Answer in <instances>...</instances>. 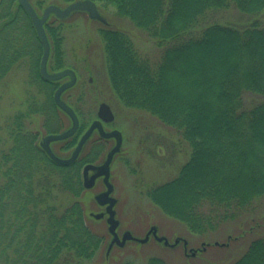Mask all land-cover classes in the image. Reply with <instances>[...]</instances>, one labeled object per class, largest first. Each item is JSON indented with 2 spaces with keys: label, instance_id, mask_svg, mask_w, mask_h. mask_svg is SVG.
<instances>
[{
  "label": "trees",
  "instance_id": "1",
  "mask_svg": "<svg viewBox=\"0 0 264 264\" xmlns=\"http://www.w3.org/2000/svg\"><path fill=\"white\" fill-rule=\"evenodd\" d=\"M29 2L39 16L51 5L64 10L72 4H95L100 13L107 8L155 42L157 55L150 56L123 28L101 22L103 27L96 28L109 95L123 108L153 116L188 144V157L177 174L146 189L154 205L194 233L215 230L256 208L264 198V0ZM230 10L237 16L223 19L222 12ZM66 18L50 12L43 22L50 73L65 68L77 73L66 58ZM42 50L18 0H0V88L9 72L26 68L28 85L43 95L38 100L28 91L24 108L0 126V264H93L104 238L87 224L79 198L97 177L87 185L83 167L98 161L106 143L113 141L111 148L117 139L106 140L94 128L68 165L53 162L38 148L36 129L30 127L33 117L40 119L45 133L72 124L53 98L67 75L43 79ZM78 77L60 93L79 120L60 148L65 153L94 119L92 109L82 111L79 98H64ZM65 118L71 122L68 127ZM122 150L121 135L113 157ZM232 237L240 234L227 240ZM145 264L166 263L151 257ZM230 264H264V229Z\"/></svg>",
  "mask_w": 264,
  "mask_h": 264
},
{
  "label": "rangeland",
  "instance_id": "2",
  "mask_svg": "<svg viewBox=\"0 0 264 264\" xmlns=\"http://www.w3.org/2000/svg\"><path fill=\"white\" fill-rule=\"evenodd\" d=\"M236 13L235 10L224 11L221 16L229 19L236 17ZM262 13L260 16L264 19ZM99 22L123 28L143 53L155 56L158 52L155 42L145 33L123 17L114 16L107 8L100 13L95 4H82L73 8L64 19L67 62L79 75L77 86L71 88L64 98L71 102L79 98L82 111L92 109L94 118L99 103L107 102L115 115L109 127L120 129L123 138V150L110 163L108 182L112 187V198L101 195L99 199L103 203L97 201L98 194L106 189L103 177L100 176L79 197L86 210L87 224L104 238L93 264H122L126 261L145 264L151 257L160 258L166 264L232 263L263 232L264 198L257 202L254 210L242 213L238 218L204 233L192 232L183 222L163 213L149 200L145 194L146 189L177 174L188 157V144L153 116L123 108L109 95L108 85L104 82V54L100 37L96 33V28L104 24ZM28 79V70L20 68L9 72L1 81L3 85L0 94L3 90V95L0 98V126L13 113L24 108L28 91L33 94L36 92L34 87L28 85ZM35 96L42 100L43 95L35 93ZM37 118L30 120V127L45 134ZM65 123V127H68L71 122L65 118ZM112 143H106L105 153L93 163L96 167H83L87 185H91L92 174L99 170ZM60 145V142L53 145L59 156L64 157L70 153L60 150ZM99 213L101 216L97 218ZM108 223L113 226V232ZM238 234L240 237L227 240ZM203 244L207 246L203 248Z\"/></svg>",
  "mask_w": 264,
  "mask_h": 264
},
{
  "label": "water",
  "instance_id": "3",
  "mask_svg": "<svg viewBox=\"0 0 264 264\" xmlns=\"http://www.w3.org/2000/svg\"><path fill=\"white\" fill-rule=\"evenodd\" d=\"M18 2L25 9V11L28 13V15L30 16V18H31V20H32V22L36 28L37 35H38V37L42 43L43 50H42V55H41V60H40L41 77L45 80H56V79L62 78L66 74H68V76H69V79L67 81L61 83L54 90L53 98H54L55 103L70 115V117L72 119V125L68 129H66L62 132L49 133L43 138L42 145L46 149L48 155L51 157V159L55 163H57L59 165L71 164L75 160L77 154L81 150L83 143L89 137V135L91 134V132L93 131L94 128H97L99 135L102 137L109 138L111 136L112 137L114 136L117 139L116 144L114 146H112L110 148V150L107 152L106 158L99 168L100 171L96 170L95 173H93V175H92V180L96 176H99L101 174L103 175V180L105 182L106 189L104 192L98 194V196H97L98 202L100 201L103 203V201H101L99 199V197L101 195H105L110 199L112 198L110 196V193L112 191V187H111V184L108 182V175H109V170H110L109 164L112 160L113 154L119 149V147L121 145V133L119 130L115 129V130H112L110 132H104V130L101 126V122H111L114 119V113L112 112L109 104L106 103L105 101H102L99 103L97 113H96L97 119L93 120L92 123L90 124V126L86 129L85 133L83 134V136L81 137V139L79 140V142L77 143L75 148L73 149L69 158L61 159V158L56 157L52 153L49 146L47 145V141L51 138L64 139V138L72 135L76 131L79 122H78V118H77L75 112L73 111V109L65 101H63L60 97V93L62 92L63 89L70 87L74 84V82L76 80L74 70L71 68H65V69H62L60 71L53 72V73H49L46 71V60H47V57L49 54V43H48V40H47L46 35H45L43 22L46 20L48 14L50 12H54L58 16H66L73 8H75L79 5L82 6V4H72V5H69L68 7H66L64 10H61L58 7L51 5V6H48L47 8H45L43 14L41 16H39L35 12L33 6L29 2V0H18ZM93 167H94L93 164H87L85 168H93ZM95 167H96V165H95ZM111 203H113V202L111 201ZM97 216L100 217L101 214H98ZM109 226L113 232L114 231L113 226H111V225H109ZM112 242H115V241H112Z\"/></svg>",
  "mask_w": 264,
  "mask_h": 264
},
{
  "label": "flooded vegetation",
  "instance_id": "4",
  "mask_svg": "<svg viewBox=\"0 0 264 264\" xmlns=\"http://www.w3.org/2000/svg\"><path fill=\"white\" fill-rule=\"evenodd\" d=\"M75 72V71H74ZM39 73H40V63H39ZM40 75H41V73H40ZM75 76H76V78H77V73L75 72ZM67 79H61V81H59V85L61 84V83H63V82H65V81H67L68 79H69V76H68V74H67ZM89 80H91V79H89ZM58 85V86H59ZM56 89V88H55ZM94 120V119H93ZM113 122V121H112ZM112 122H102V126H104L105 127V129H104V132H110V131H112V130H115V128L114 127H109V125H111V123ZM78 125H79V123H78ZM110 129H109V128ZM78 128V127H77ZM85 131L86 130H84L80 135H78L77 136V138H76V141H75V145H74V147H73V149L75 148V146L77 145V143L79 142V140L81 139V137L83 136V134L85 133ZM35 134H36V139H35V142H36V144H37V146H38V148L42 151V152H44L48 157H50L49 155H48V153H47V151H46V149L43 147V145H42V141H43V138L47 135V134H49V133H45V134H40L39 133V130H38V132H34ZM54 133V132H53ZM95 133V129L91 132V134H94ZM90 134V135H91ZM90 135H89V138H90ZM98 136H100V135H98ZM100 137H102V136H100ZM112 137V136H111ZM110 137V138H111ZM104 139H106L107 140V138H104ZM58 142H60V148H61V146L64 144V142H65V140H62V139H56V138H51V139H49L48 141H47V145L49 146V148L51 149V151H52V153L56 156V157H58V158H61V159H65L64 157H67L69 154H67L66 156H64V157H61V156H59L56 152H55V150H54V148H53V145L54 144H57ZM72 153V152H71ZM71 155V154H70ZM70 157V156H69ZM69 157H67V158H69ZM77 157H78V154H77ZM77 157L75 158V160L77 159ZM50 159H51V157H50ZM52 160V159H51ZM53 161V160H52ZM54 162V161H53Z\"/></svg>",
  "mask_w": 264,
  "mask_h": 264
}]
</instances>
